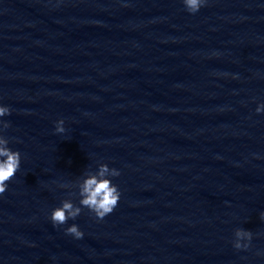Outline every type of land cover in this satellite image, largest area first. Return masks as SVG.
Returning <instances> with one entry per match:
<instances>
[{
	"label": "water",
	"instance_id": "obj_1",
	"mask_svg": "<svg viewBox=\"0 0 264 264\" xmlns=\"http://www.w3.org/2000/svg\"><path fill=\"white\" fill-rule=\"evenodd\" d=\"M264 0H0V264H264ZM65 121L55 133L54 121ZM105 162L120 198L81 238L48 212ZM66 226V225H65ZM251 230L247 249L233 230Z\"/></svg>",
	"mask_w": 264,
	"mask_h": 264
},
{
	"label": "clouds",
	"instance_id": "obj_2",
	"mask_svg": "<svg viewBox=\"0 0 264 264\" xmlns=\"http://www.w3.org/2000/svg\"><path fill=\"white\" fill-rule=\"evenodd\" d=\"M182 3L186 11L195 13L205 5L206 0H182ZM255 111L257 113L264 111V102L258 101ZM9 112V107L0 103V194L7 189V182L19 169L21 160L19 150L13 149L9 138L3 134V129L9 126V122L3 117ZM64 125L65 121L62 118L55 120L53 131L64 133ZM119 174L118 168L110 167L105 162H98L94 168H86L75 179L56 184V188L63 190V195L59 203L48 212V220L54 227L61 226L62 230L73 238H81L84 233L78 224L66 222L75 221L84 210L97 219L110 213L121 195L117 184L113 182V178ZM259 217L264 220V209L260 210ZM252 236L251 230L236 227L233 230L232 247L238 250L247 249Z\"/></svg>",
	"mask_w": 264,
	"mask_h": 264
}]
</instances>
